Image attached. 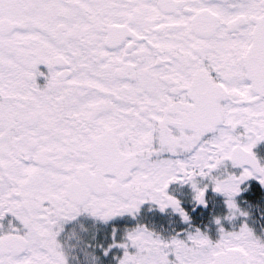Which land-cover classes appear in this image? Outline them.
<instances>
[{
	"label": "snow or ice",
	"instance_id": "snow-or-ice-1",
	"mask_svg": "<svg viewBox=\"0 0 264 264\" xmlns=\"http://www.w3.org/2000/svg\"><path fill=\"white\" fill-rule=\"evenodd\" d=\"M0 264H264V0H0Z\"/></svg>",
	"mask_w": 264,
	"mask_h": 264
}]
</instances>
